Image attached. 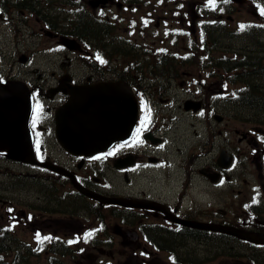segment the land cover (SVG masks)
<instances>
[{"label":"flooded vegetation","instance_id":"af4514ba","mask_svg":"<svg viewBox=\"0 0 264 264\" xmlns=\"http://www.w3.org/2000/svg\"><path fill=\"white\" fill-rule=\"evenodd\" d=\"M142 3V0H113L103 8L92 9L82 2L70 24L50 27L57 36L76 41V51L69 53L72 56L66 54L60 64L67 67L61 68L49 85L43 81L28 84L29 90L37 94L35 104L39 99L45 100L40 109L34 105L31 119L35 138L39 133L41 140L39 148L48 153L42 155L43 160L65 168L86 189L133 199L138 206H101L78 193L69 178L48 172L43 175L44 183L69 188L60 194L64 202L56 203L49 198L52 194L45 192V212L36 215L27 201L28 211H22L21 218L30 233H37L44 247L53 252H57V247L68 249L63 257L71 255L78 264H264V115L235 112L225 117L212 109L222 101L233 106L239 104L241 98L232 95L229 88L232 80L247 89L246 98L253 91H264L255 88H264V65L249 55L247 49L254 46L257 53L264 55V32L238 34L220 21L213 32H195L180 18L175 32L158 33L156 1L145 8ZM114 7L118 8L117 17L99 16L100 11ZM237 11L233 7V12ZM263 20L264 17L257 18V23L251 21L247 25H251L250 30L253 25L263 30ZM43 29L41 26L40 31ZM237 42L240 46H236ZM72 62L75 64L70 67ZM195 72L197 77L191 75ZM13 78L9 67H0L1 80ZM210 79L222 80L218 89L215 83L210 84V89L221 91L208 100L211 111L201 98L191 103L192 108L196 105L200 108L196 115L201 116L204 125L199 131L203 150L193 154L202 167L194 170L187 159L175 162L172 155L162 156L164 150L160 147L166 138L164 133H156V129L165 127V119L170 115L161 111L158 114V109L163 105L161 110L167 111L164 105L174 100L168 96L173 83L195 87L197 94H201ZM109 80L128 83L139 103L138 123L144 110H148L154 114L152 127L138 136L134 148L121 145L108 159L105 155L83 159L67 154L54 139V111L67 99L69 86ZM144 105L147 107L143 110ZM232 119L247 121L242 129H234L235 140L223 129H212L210 121L219 125ZM147 170L154 173L147 182L157 184V188L148 189L141 181ZM111 171L124 179L118 190L107 179ZM10 203L12 216L16 206ZM206 205L212 213L206 211ZM94 206L113 212L111 217L117 225L112 236L84 241L80 237L86 228L81 225L78 230L73 218L84 211L91 213ZM62 225L74 231L64 239L59 234ZM218 226L250 233V238L213 231ZM74 237L78 240H73Z\"/></svg>","mask_w":264,"mask_h":264},{"label":"rangeland","instance_id":"374dc122","mask_svg":"<svg viewBox=\"0 0 264 264\" xmlns=\"http://www.w3.org/2000/svg\"><path fill=\"white\" fill-rule=\"evenodd\" d=\"M143 1L149 2L153 0ZM157 1H163L162 3H165L166 1L172 2L178 0ZM184 1L185 11H191V8L193 6L192 11L199 12L200 7L204 6L205 10L211 12V15L209 17H212L214 16V12H219L217 3L221 0ZM172 7L173 5L169 4L167 7H165L164 12L168 11ZM213 7L214 10H211ZM252 8H259L260 13L264 15V0H247L245 5L240 6L241 12L236 13V21L249 20L250 16L247 13ZM7 9L10 8L8 7ZM7 9L5 8V13L7 12ZM158 11L160 12L161 9H158ZM105 13L109 16H112V14H117V9L112 8L111 10H106ZM1 14L0 53L4 56L5 67H9V72L21 81L30 84L43 81L49 85L56 73L59 72L61 68L67 67V65H60L62 61H65V52L57 53V51L60 49L59 46H57V43L55 41H52L53 39H49L46 36L43 37L38 34L37 29L39 25L36 23V21L39 16L24 12L20 14H18L17 12H9L8 19L3 20L6 19L5 17L7 16ZM163 15L166 14L163 13ZM24 23H26V25H24ZM262 40L264 41V36ZM236 46H240V43L237 42ZM247 49L249 55H251L253 58L256 57L260 60V64L264 65L263 54L257 53L254 46H248ZM27 53H30L32 59L30 64L27 63L26 65H24L23 63H20L19 58L22 54ZM74 64L75 62H72L70 64V67H73ZM191 75L197 77L198 73L195 72ZM222 77L224 76L221 75V78ZM212 82L217 85L218 89V86H220L219 83L222 82V80H208L206 85L202 87L203 93L201 92V94H197L195 87L194 89L193 87H188L186 84L179 86L176 83H173L171 85V89L169 90L171 93L168 96L172 97L174 100L171 101L172 103H170L169 105H164V108H166L167 111L161 110L163 105H159L160 109H158V114L161 111V113H167L170 115L165 119V122L167 123V129L164 133L166 141L164 145L160 147L161 150H164L162 152V156L168 158V155H172L175 159L173 161L175 162H178L176 160H179L180 162L181 160L187 159L190 163L194 164H191V168L194 167V170L202 167V164L200 165L197 162L198 158L193 157V154L203 150V145L201 143V139L199 138V131L204 128V125L201 116L196 115V111H192L191 103H194L199 98H201L203 99L204 103H207L206 108L208 109V111L209 109L211 111V108H209L208 100L211 101L213 97L216 96L215 92H221L210 89L212 86L210 84H212ZM230 84L231 85L229 88L232 92V95H235V93L240 90L241 82L235 79L232 80ZM255 88L264 90V88ZM222 93H224V91H222ZM259 93H262V95H264V91ZM184 105L188 106V110L185 111ZM239 106V104L233 106L227 101H222L221 103H217L212 106V109H215L217 113L225 117H228L229 113L231 114L235 112H259L264 115V106H253L251 108H243ZM159 117L161 120L162 118L160 115ZM242 117L246 116L242 115ZM157 120L158 117L155 119V122ZM210 123L212 129H223L230 139L235 140V135H237V133L235 134L234 129H242V124L247 123V121L232 119L225 121L224 123H220L219 125H215V123H213L212 121H210ZM207 134L208 133H206V135ZM192 147L193 149H191ZM207 148L208 147H206L205 150H207ZM240 168L241 167H239V170ZM147 171L148 173L141 177V181L148 189L157 188V184H150L147 182L149 179H151V177H153V170ZM43 175L45 174L26 172L21 164L13 163L0 155V230L3 229L5 230V232H8V234L10 232L14 235L15 238H17L18 241H22L25 245H27L26 243L30 242L31 236L36 234L29 232L24 220L21 218L22 210L25 212L28 211L27 201L30 204L31 210L35 208L34 213L37 215L38 213L45 212V209H43V198L46 193L52 194L49 195V198L55 200L56 203H62V201L64 202V200L62 199L60 194H63L69 190L68 187L61 186V184L58 183H44L42 179L44 178ZM107 179L111 184L114 185L116 190H118V187L120 185L124 184V179H122V177H120L119 175L114 176L112 171L107 174ZM222 191L224 193L227 192L226 188ZM9 201L12 202L14 206H16L15 216H17V218L19 219V222L16 224H9V213H6V206L11 205ZM206 208L207 212L212 213L211 207L206 205ZM112 213L113 212H111L109 209H102L101 207L94 206L91 210V213H85L84 211L79 215L77 214L74 216L73 221L78 230H80L81 225H83V228L86 229H89L92 226L91 228H93V231H95L93 232V235H95L92 240L105 239L106 235H113L112 230H114V226L117 225V221H115L111 217ZM102 220L104 221L105 225H103ZM37 223L38 222L34 223V229L35 224ZM39 227L45 229L44 225H40ZM85 230L81 234V239H83L82 235L85 236ZM72 232L74 231L65 229L62 225L59 234L62 239H64L65 237L70 236ZM32 246L36 247L37 243H32ZM69 256H60L59 261L61 262V264H78L76 258H72ZM13 257V253H9L8 262H10ZM23 263L50 264L47 255H43L41 259H37V257L31 258L28 262L24 261Z\"/></svg>","mask_w":264,"mask_h":264},{"label":"water","instance_id":"95a60500","mask_svg":"<svg viewBox=\"0 0 264 264\" xmlns=\"http://www.w3.org/2000/svg\"><path fill=\"white\" fill-rule=\"evenodd\" d=\"M107 0H93V6ZM241 2L242 0H234ZM69 49L72 44L64 41ZM68 101L56 111V138L74 155L90 156L117 141H125L136 121V101L122 82H107L85 87H69ZM31 98L23 85L13 82L0 85V151L5 157L33 163L27 121ZM51 168L55 172L62 170ZM75 184V183H74ZM79 191L100 202L125 204L120 199L104 198L75 184ZM126 205L134 206L129 203Z\"/></svg>","mask_w":264,"mask_h":264},{"label":"trees","instance_id":"16d2710c","mask_svg":"<svg viewBox=\"0 0 264 264\" xmlns=\"http://www.w3.org/2000/svg\"><path fill=\"white\" fill-rule=\"evenodd\" d=\"M67 1L68 3L70 0H63ZM254 93V94H253ZM250 96L246 98L247 95H245V98L242 100V102L245 105L248 106H264V95L262 93H258L257 91H253ZM0 234H3L0 237V264H22L23 262H20L21 256H16L17 259L13 260V263L8 262L9 258V234L8 232H5V230L1 229Z\"/></svg>","mask_w":264,"mask_h":264},{"label":"snow or ice","instance_id":"6c2138e0","mask_svg":"<svg viewBox=\"0 0 264 264\" xmlns=\"http://www.w3.org/2000/svg\"><path fill=\"white\" fill-rule=\"evenodd\" d=\"M243 27V26H242ZM103 62V61H102Z\"/></svg>","mask_w":264,"mask_h":264}]
</instances>
